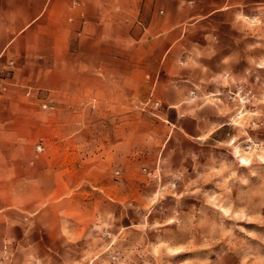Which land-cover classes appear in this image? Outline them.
Listing matches in <instances>:
<instances>
[{
	"label": "rangeland",
	"instance_id": "obj_1",
	"mask_svg": "<svg viewBox=\"0 0 264 264\" xmlns=\"http://www.w3.org/2000/svg\"><path fill=\"white\" fill-rule=\"evenodd\" d=\"M158 12L0 55V264H264V0Z\"/></svg>",
	"mask_w": 264,
	"mask_h": 264
},
{
	"label": "crops",
	"instance_id": "obj_2",
	"mask_svg": "<svg viewBox=\"0 0 264 264\" xmlns=\"http://www.w3.org/2000/svg\"><path fill=\"white\" fill-rule=\"evenodd\" d=\"M159 7L160 0H0V55L14 42L32 40L35 26L39 27V39L45 41H68L77 36L95 40L102 38L103 32L108 39L113 25L128 32L130 24H151ZM175 9L171 18L163 20L164 26L187 19L176 18Z\"/></svg>",
	"mask_w": 264,
	"mask_h": 264
}]
</instances>
